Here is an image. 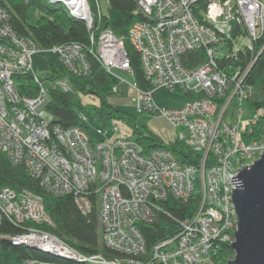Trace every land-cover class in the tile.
I'll use <instances>...</instances> for the list:
<instances>
[{
	"label": "built area",
	"instance_id": "2783aa9c",
	"mask_svg": "<svg viewBox=\"0 0 264 264\" xmlns=\"http://www.w3.org/2000/svg\"><path fill=\"white\" fill-rule=\"evenodd\" d=\"M134 1L142 19L132 23L127 38L139 54L149 88L129 83L131 102L138 113L165 119L174 130L168 140H177L198 154L197 163H182L165 147L145 151L129 133L120 134L117 123L98 127L95 136L54 123L46 110L48 87L63 91L72 87L63 78L55 83L46 79L50 83L46 88L31 72L32 57L55 54L69 77H83L91 70L87 54L76 42L40 47L12 28L9 14L0 6V152L48 193L73 195L84 214L90 210V196L95 195L101 239L116 255L81 254L35 226L11 240L76 264H216L220 244L232 242L236 229L231 177L264 149V137L249 142L242 137L262 112L250 113L245 107L249 117H241L242 105L253 93L244 77L254 57L244 71L236 67L228 72L218 60L235 59L264 34V0ZM67 11L76 16L71 8ZM85 21L90 28V12ZM236 27L243 34L234 37ZM90 43L94 47L89 52L116 80L112 90L119 91L125 80L113 70L132 77L123 39L101 29L90 35ZM199 50L205 59L187 65L185 54ZM25 74L36 86L33 96L19 91L16 79ZM161 88L178 89L192 98L165 108L153 96ZM169 198L196 201L194 210L179 223L175 236L148 250L139 224L155 221L160 203ZM4 217L15 224L52 226L41 196L26 189L0 186V223ZM23 264L61 263L30 258Z\"/></svg>",
	"mask_w": 264,
	"mask_h": 264
},
{
	"label": "trees",
	"instance_id": "16d2710c",
	"mask_svg": "<svg viewBox=\"0 0 264 264\" xmlns=\"http://www.w3.org/2000/svg\"><path fill=\"white\" fill-rule=\"evenodd\" d=\"M86 1L92 20L90 28L87 27L85 20L70 15L61 3H51L48 0H0V6L9 14L10 24L18 34L31 38L42 48L76 42L84 48L87 54L91 64V70L87 76L69 77L63 67L57 69L52 64L48 65L49 73L45 79L51 78L49 81L53 82L55 79L72 78L80 81L83 85L79 88L80 93L75 90L73 85L71 91L48 87L49 101L46 110L53 116V122L63 128L79 127L90 136H95V132L91 130L85 120L99 127L110 126L122 121L130 129L129 135L145 151L156 147H165L180 162L196 164L198 154L193 153L177 140L165 143L145 125H140L133 115L115 107L108 101L106 94L113 89L116 80L104 71L98 60L89 52L94 47V44L90 43V35H97L101 29L111 30L116 37L123 39L132 70L133 83L141 88H149L139 54L127 38V32L132 23L142 19L136 9L135 1L106 0L104 12L98 10L94 0ZM30 5H33L38 13L33 24L27 22V11ZM241 34H243V30L239 27H236L232 32L234 37ZM227 46L231 47V43H228ZM252 58L256 59L247 70L244 82L253 89V93L244 102V105L250 113L259 109L262 112L257 123L246 127L242 132L245 142L264 137V34L253 40L252 49L244 48L237 53L235 59L222 58L218 60L219 67L229 72L236 67H240L241 71H244ZM183 59L187 65L199 64L205 59V53L203 50L189 52ZM16 80L21 93L28 96L35 95L36 86L30 81L28 74L18 76ZM80 95L90 96L94 102L84 103ZM184 95L187 96L186 100L192 98L190 95ZM80 114L84 115L85 120L80 117ZM0 186L17 191L26 189L40 195L45 211L52 221V226L46 227L32 222L15 224L5 217L2 218L0 223V264H23L26 259L30 258L55 261L61 264H76L75 261L63 259L23 244H14L11 236L26 231L30 226L53 233L81 254H101L107 258L116 255L105 247L101 239L95 195L90 196L91 207L84 214L73 195L55 196L48 193L40 186L37 179L28 175L21 165L10 163L2 152H0ZM195 203L196 201L193 200L185 202L173 198L161 202L162 210L156 214V220L139 224L146 248L150 250L158 241L175 236L179 232V223L191 215ZM217 256L216 264H224L233 257V251L227 243H222Z\"/></svg>",
	"mask_w": 264,
	"mask_h": 264
},
{
	"label": "water",
	"instance_id": "95a60500",
	"mask_svg": "<svg viewBox=\"0 0 264 264\" xmlns=\"http://www.w3.org/2000/svg\"><path fill=\"white\" fill-rule=\"evenodd\" d=\"M48 1L61 3L70 9L60 0ZM76 17L86 20L89 11L84 15L76 14ZM236 170L238 173L231 177L235 186L231 188V201L236 229L234 240L228 244L233 257L225 264H264V149L251 164Z\"/></svg>",
	"mask_w": 264,
	"mask_h": 264
},
{
	"label": "rangeland",
	"instance_id": "374dc122",
	"mask_svg": "<svg viewBox=\"0 0 264 264\" xmlns=\"http://www.w3.org/2000/svg\"><path fill=\"white\" fill-rule=\"evenodd\" d=\"M97 1L99 4V10H101V12H104L106 9V0H97ZM37 14L38 13L35 10V7L33 5H30L27 11V22L29 24H33L35 22ZM49 64H52L57 69L62 68L61 63L59 62L55 54L41 53V54H35L32 57L31 72L37 75L38 78L44 82L46 88L47 86H49L50 84L49 82H52L49 81L51 80V78L49 77H48L49 82L45 79V77H47V74L49 73V66H48ZM113 73L124 79L125 82L120 83L121 87L119 91L111 90L106 94L108 101L111 104H113L115 107H118L133 115L137 119L140 125H145L149 130H151L153 133L158 135L160 138H162L165 141H169L168 139H171L174 135V130L169 125V123L165 121V119L151 115L150 113H138L136 111L133 103L131 102L133 90L129 86V83L131 84L133 82L132 77L127 72L122 70H113ZM65 80L69 84V86L72 87L73 85L75 87V90L80 93L79 88L83 86L80 81L73 80L72 78H66ZM57 81L58 79H55V81L53 82L55 83ZM153 96L156 103L165 108L178 106L182 104L187 98V96L184 95L180 90L178 89L171 90L169 88L157 89L154 91ZM80 97L84 103L94 102V99L90 96L80 95ZM241 117L242 119H247L249 117V113L247 112L244 104L242 105ZM85 121L93 132H95V130L99 127L97 125L90 124V122L87 120ZM117 125L119 127L120 134L123 132H127V133L130 132V129L127 126H125L122 121H118ZM100 128L104 129L101 126Z\"/></svg>",
	"mask_w": 264,
	"mask_h": 264
},
{
	"label": "bare ground",
	"instance_id": "6f19581e",
	"mask_svg": "<svg viewBox=\"0 0 264 264\" xmlns=\"http://www.w3.org/2000/svg\"><path fill=\"white\" fill-rule=\"evenodd\" d=\"M71 8L76 14H87L88 8L85 0H60Z\"/></svg>",
	"mask_w": 264,
	"mask_h": 264
},
{
	"label": "crops",
	"instance_id": "0c3cea01",
	"mask_svg": "<svg viewBox=\"0 0 264 264\" xmlns=\"http://www.w3.org/2000/svg\"><path fill=\"white\" fill-rule=\"evenodd\" d=\"M166 121V120H165Z\"/></svg>",
	"mask_w": 264,
	"mask_h": 264
}]
</instances>
